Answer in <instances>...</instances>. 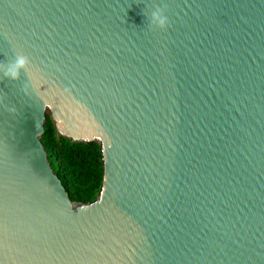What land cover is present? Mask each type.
<instances>
[{
  "label": "water",
  "instance_id": "1",
  "mask_svg": "<svg viewBox=\"0 0 264 264\" xmlns=\"http://www.w3.org/2000/svg\"><path fill=\"white\" fill-rule=\"evenodd\" d=\"M167 5L166 31L150 27ZM0 264H264V0H0ZM96 142L70 200L40 141Z\"/></svg>",
  "mask_w": 264,
  "mask_h": 264
},
{
  "label": "trees",
  "instance_id": "2",
  "mask_svg": "<svg viewBox=\"0 0 264 264\" xmlns=\"http://www.w3.org/2000/svg\"><path fill=\"white\" fill-rule=\"evenodd\" d=\"M43 127L40 141L51 168L60 179L70 200H93L99 191L102 177L98 143L73 142L59 136L49 114H46Z\"/></svg>",
  "mask_w": 264,
  "mask_h": 264
},
{
  "label": "clouds",
  "instance_id": "3",
  "mask_svg": "<svg viewBox=\"0 0 264 264\" xmlns=\"http://www.w3.org/2000/svg\"><path fill=\"white\" fill-rule=\"evenodd\" d=\"M149 22L152 29L166 31L169 27L167 5H157L151 12ZM0 71H2L4 78L11 81H18L21 78V73L23 72L28 80V84L24 87L25 93L28 91L29 84L36 91H38L41 87V78L37 73L32 71L30 67V60L24 54H17L14 60L7 64L0 63Z\"/></svg>",
  "mask_w": 264,
  "mask_h": 264
}]
</instances>
